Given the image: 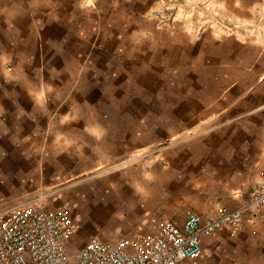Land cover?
Segmentation results:
<instances>
[{
    "label": "crops",
    "instance_id": "obj_1",
    "mask_svg": "<svg viewBox=\"0 0 264 264\" xmlns=\"http://www.w3.org/2000/svg\"><path fill=\"white\" fill-rule=\"evenodd\" d=\"M59 1L1 19L0 211L66 206L76 224L69 243L84 245L155 234L166 221L181 225L189 209L244 203L264 156V103L251 105L256 51L235 58L186 49L185 40L177 53L167 32L145 49L101 0L86 12ZM246 67L248 79L237 78ZM263 220L264 209L237 232L204 236L200 264L208 244L253 260Z\"/></svg>",
    "mask_w": 264,
    "mask_h": 264
},
{
    "label": "built area",
    "instance_id": "obj_2",
    "mask_svg": "<svg viewBox=\"0 0 264 264\" xmlns=\"http://www.w3.org/2000/svg\"><path fill=\"white\" fill-rule=\"evenodd\" d=\"M264 209V156L248 199L234 209L201 214L187 210L184 222L162 223L155 234L125 236L104 242L93 236L68 253L76 224L66 206L42 204L0 211V264H200L203 237L222 229L234 232Z\"/></svg>",
    "mask_w": 264,
    "mask_h": 264
},
{
    "label": "rangeland",
    "instance_id": "obj_3",
    "mask_svg": "<svg viewBox=\"0 0 264 264\" xmlns=\"http://www.w3.org/2000/svg\"><path fill=\"white\" fill-rule=\"evenodd\" d=\"M44 7L57 8V0H34ZM77 3L85 5L86 8L98 4L95 0H76ZM32 0H0V25L4 15H12L18 18L20 5L28 12L34 9ZM99 2V1H98ZM104 9L119 15L122 21L119 23L125 26L129 36L139 34L142 37L144 48H154L153 35L164 32L170 33L172 37V49L177 53L185 49L181 44L185 41L186 49H218L233 53L234 57H240L248 50L256 51L255 58L251 65V96L252 108L264 103V65L258 64L264 55V0H101ZM129 18V19H128ZM155 29V34H154ZM1 33V32H0ZM16 34V32H14ZM12 33L13 41L17 44L19 36ZM17 35V34H16ZM186 35V39L183 36ZM182 38V39H180ZM3 39L0 38V43ZM44 38H40L41 48ZM151 45V46H149ZM44 48V47H43ZM44 60L50 61L49 53L40 55ZM237 61V59H236ZM9 66V65H8ZM246 74L248 79V67L246 71L238 70L237 78ZM248 88V86L246 87ZM264 222V220H263ZM84 245L68 244V253L73 254ZM206 264H264V247L259 246V251H253L249 256L253 260H245L235 255L233 248L229 250L222 247L219 254H213L210 244L204 246ZM229 253L232 255H229ZM244 254V257L247 254ZM255 254H259L257 262ZM202 256V254L200 255ZM234 256V257H233Z\"/></svg>",
    "mask_w": 264,
    "mask_h": 264
}]
</instances>
